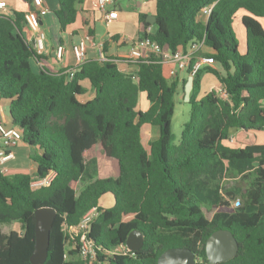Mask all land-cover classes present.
<instances>
[{"label": "trees", "instance_id": "trees-1", "mask_svg": "<svg viewBox=\"0 0 264 264\" xmlns=\"http://www.w3.org/2000/svg\"><path fill=\"white\" fill-rule=\"evenodd\" d=\"M57 2L53 13L64 33L84 0ZM25 13L0 14V100L9 102L12 125L36 171L0 173V224L21 227L0 232V264H32L35 211L43 207L56 211L44 264H158L173 248H188L196 264H210L206 243L218 230L231 231L239 244L233 259L218 264H264V143L227 144L233 130L264 132V0H157V30L150 34L153 25L141 15V37L171 52L204 40L208 52L200 55L216 62L193 77L190 118L178 142L172 120L179 80L167 78L154 55L139 61L134 75L98 60H85L71 79L67 72L36 71L32 61L40 56L23 34ZM235 19L246 34L244 52ZM205 74L215 77L227 100L212 90L197 101ZM89 91L94 97L87 100ZM141 93L150 105L146 111L139 108ZM146 125L159 130L148 147L142 141ZM100 159L115 162L117 175L96 177L79 191L88 167ZM51 173L49 186L32 187L34 178ZM230 175L248 184L232 191L236 199L221 191ZM105 195L112 197L110 208L100 205ZM205 208L216 210L211 220ZM93 209L87 240L95 258L86 261L80 236L69 230ZM134 230L144 235L136 252L126 246Z\"/></svg>", "mask_w": 264, "mask_h": 264}, {"label": "crops", "instance_id": "crops-1", "mask_svg": "<svg viewBox=\"0 0 264 264\" xmlns=\"http://www.w3.org/2000/svg\"><path fill=\"white\" fill-rule=\"evenodd\" d=\"M0 1L7 2V8L6 10L2 11L1 14L10 17H14L15 11L27 12L32 8V5H29L23 0ZM44 2L48 8V11L41 14V24L42 29L45 31L47 36L46 51L43 55H41L40 58L34 60V66L37 69L36 71L43 69L50 71L51 73L58 74L60 72H69L76 66V61L73 54V46L86 35L91 36L94 42L104 44L106 58L119 59L120 57L125 56L128 53L130 46L124 43L123 39L126 37L137 38L141 35L144 27L140 17L141 15H145L147 16V20L150 22L152 16L156 15L157 0H115V3L111 6V9L116 10L119 14V17L117 20L108 24L105 22L103 14L97 10V0H84V3L81 5V10L78 14L77 21L73 25L69 26L64 33H62L60 30L57 18L55 19V16L53 17L51 15L58 8L57 0H44ZM151 28L154 32L153 26ZM23 34L26 38L30 37V32L26 25L23 27ZM60 45L64 46L65 48L62 61H58L55 57V51ZM239 48L241 52H244L246 45L244 46V50L241 48V45H239ZM204 50L205 49H203V51ZM205 52H208V49H206ZM98 58L99 56L97 49L89 46L87 51V60L100 61ZM165 66L168 68V71H170L172 68L171 64L164 65V74ZM214 68H216V66H214ZM119 69L122 72L127 71L128 74L134 75L136 74L138 67L136 65L121 63L119 65ZM183 74L186 73L179 72V81L181 75ZM165 76L167 77L166 74ZM211 77L212 78L208 80L210 81L207 85L208 92L212 90L217 91L220 88V85L217 83L215 77L213 75H211ZM204 80L205 76L202 81L203 84ZM93 97L94 94L92 91H89L86 95L87 100ZM0 106L1 119L7 127L12 128L13 125L10 119L9 102L7 100H0ZM149 107L150 105L148 104L145 108L144 106L141 107V110L146 111L149 109ZM239 132L243 131L239 130ZM246 134H248V136H253L254 139H257V134L250 132ZM158 138L159 130L157 128L150 125L143 127L142 141L145 147H148L151 142L156 141ZM12 151L13 158L5 163L3 167L5 172L3 174L7 176H13L18 173L33 175L36 171V166L30 159L29 150L27 149L26 145L23 142H20Z\"/></svg>", "mask_w": 264, "mask_h": 264}, {"label": "built area", "instance_id": "built-area-1", "mask_svg": "<svg viewBox=\"0 0 264 264\" xmlns=\"http://www.w3.org/2000/svg\"><path fill=\"white\" fill-rule=\"evenodd\" d=\"M149 1V0H142ZM115 0H97V10L103 14L105 22L108 24L118 19L119 14L116 10H112L111 6L114 5ZM7 2L0 1V14L6 10ZM48 8L45 5L44 0H32V8L25 13L26 26L29 29L30 37L26 38L32 45V48L38 56L41 57L46 51L47 36L42 29L41 14L47 12ZM211 10L206 13L209 14ZM148 34L152 33V28L147 29ZM123 42L130 46L128 53L119 59H108L105 56L104 44L96 43L91 36L86 35L81 38L78 43L73 46V54L76 61V66L67 75L71 79L76 73L77 67L87 60V51L89 46L97 49L99 60L101 62L114 61L116 64L126 63L128 65H137L141 60H148L151 55H154L158 59V63L163 66L171 64L172 68L169 71L171 78H176L179 72H184L189 76H195L201 69L206 67H214L215 60L212 57L200 55L204 49L205 44L203 41H195L189 44L186 49L180 48L176 52H171L160 46L157 42L151 40L149 37L137 38H124ZM65 53L64 46L60 45L55 51V57L58 61H62ZM127 73V71H123ZM128 74V73H127ZM137 80V78H136ZM220 97L224 100L228 99L227 92L224 88L218 89ZM22 142V134L15 127H7L0 117V173H4L3 169L5 163L13 158V149ZM54 173H51L46 178L32 180V187L35 189L49 186L54 178ZM96 216L95 209L89 211L81 219L80 223L69 230V233L75 236H80V252L79 255L86 261H93L95 258V250L91 243L87 240V234L90 230V225L94 217ZM129 250V249H128Z\"/></svg>", "mask_w": 264, "mask_h": 264}, {"label": "rangeland", "instance_id": "rangeland-1", "mask_svg": "<svg viewBox=\"0 0 264 264\" xmlns=\"http://www.w3.org/2000/svg\"><path fill=\"white\" fill-rule=\"evenodd\" d=\"M57 3V2H56ZM53 17L55 16L53 13L51 14ZM56 19V16L54 17ZM203 19H205V17H203ZM260 22L262 23L263 27H264V18L260 19ZM153 29L154 32H156L157 30V26L153 25ZM234 30L236 32V36L238 38L239 41V45H241V48L244 50V46L246 45V36H245V31L243 29V26L240 22V19H235L234 20ZM34 60L33 59V66H34ZM35 70L36 67L34 66ZM165 74L167 75V77H170L168 68L165 66ZM205 80H204V84L202 83V88L201 91L198 94V98L197 101H199L207 91V85L210 81H208L209 79H211V75L209 74H205ZM204 78V77H203ZM185 83H184V82ZM203 81V79H202ZM84 86L85 87H89V82L88 81H84ZM194 93V89H193V76H189L187 74H183L180 77V81H179V87H178V92H177V96L175 98V102H176V107H175V115L173 117L172 120V128H173V132L175 134V141L178 142L180 140L181 137V133H182V129H183V125L189 120L190 118V113H191V105H190V101L192 99ZM146 99V95L144 93H141L140 95V99H139V108L141 109V107L144 106V108L146 107V105H148L149 103L146 102L148 101ZM5 102V101H4ZM1 107V106H0ZM11 119V117H10ZM12 122V120H11ZM231 138L233 139L232 141L229 140L227 142V144L234 146V147H244L245 145L248 144H263L264 143V132L258 133L257 134V139H254L253 136H248V134L243 133V132H237L236 130H233L231 132ZM97 164V165H96ZM93 165L96 166H91L88 167V173L85 174V180L80 182L79 185V191L83 190L90 182L94 181L96 177H102V178H108V177H112V176H116L118 173V169L116 166L115 162H111L109 160H104V159H100L98 160V162H96L95 164L93 163ZM93 168H97V174H93V172L91 171V169ZM213 185L214 183L211 182V189H213ZM221 191L224 197L229 198L230 196H232L233 198H237L236 196L233 195L234 190L236 189H245L248 184L246 181H244L242 178L239 177H233L232 175L228 176V178L224 179L221 182ZM113 204V200L112 197H110L109 195H105L101 202L100 205L104 208H110ZM216 210H211L208 211L205 208V214L208 217V219H212L213 215L215 213ZM20 232L21 231V227L19 224H11V225H1L0 224V232L6 235H9L11 232Z\"/></svg>", "mask_w": 264, "mask_h": 264}, {"label": "water", "instance_id": "water-1", "mask_svg": "<svg viewBox=\"0 0 264 264\" xmlns=\"http://www.w3.org/2000/svg\"><path fill=\"white\" fill-rule=\"evenodd\" d=\"M150 23H156L152 16ZM56 219L53 208L43 207L35 211V249L30 257L32 264H44L48 257L50 234ZM144 245V235L139 230L132 231L126 241L130 251H139ZM239 251V244L229 230L214 232L206 243V254L210 264H218L233 259ZM196 254L188 248H173L165 251L158 264H196Z\"/></svg>", "mask_w": 264, "mask_h": 264}]
</instances>
